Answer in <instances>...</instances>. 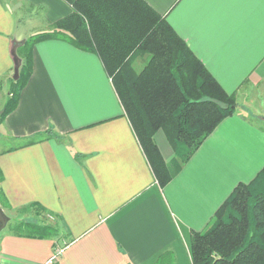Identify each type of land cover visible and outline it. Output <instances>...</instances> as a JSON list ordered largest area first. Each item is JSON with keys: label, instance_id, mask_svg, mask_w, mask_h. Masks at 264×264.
<instances>
[{"label": "crops", "instance_id": "obj_1", "mask_svg": "<svg viewBox=\"0 0 264 264\" xmlns=\"http://www.w3.org/2000/svg\"><path fill=\"white\" fill-rule=\"evenodd\" d=\"M146 1L235 94L237 110L161 185L103 58L63 38L36 42L18 103L0 118V215L4 205L18 215L31 206L55 215L67 237L28 236L12 228L24 216H8L0 264H157L167 251L174 264H192L191 233L264 167V0ZM72 9L68 0H0V110L13 40L51 29ZM147 60L137 48L125 75ZM154 140L174 167L165 131Z\"/></svg>", "mask_w": 264, "mask_h": 264}, {"label": "trees", "instance_id": "obj_2", "mask_svg": "<svg viewBox=\"0 0 264 264\" xmlns=\"http://www.w3.org/2000/svg\"><path fill=\"white\" fill-rule=\"evenodd\" d=\"M68 1L73 7L70 14L18 46L20 75L12 79L0 118L16 107L32 73L34 44L66 39L103 58L155 176L165 184L214 128L237 110L235 94L220 84L146 0ZM137 48L148 60L141 71L126 76V63ZM159 128L175 149L174 167L163 159L154 140ZM12 228L39 238H55L61 232L56 224L38 218L22 219ZM189 250L192 264H264V167L232 189L204 229L191 233ZM157 264H174V254L163 253Z\"/></svg>", "mask_w": 264, "mask_h": 264}, {"label": "rangeland", "instance_id": "obj_3", "mask_svg": "<svg viewBox=\"0 0 264 264\" xmlns=\"http://www.w3.org/2000/svg\"><path fill=\"white\" fill-rule=\"evenodd\" d=\"M14 73V72H13ZM15 80V79H14ZM11 84H12V82H11ZM6 88H5V91L7 92L8 91V89H9V86H10V82H6ZM11 89H13V87L11 86L10 87V90ZM6 94V93H5ZM9 94H10V92H9ZM1 139V142H3V143H6L7 144V141L4 139V138H0ZM3 139V140H2ZM4 208L2 209V213H4L3 215H0V218H2L3 219V221H5L6 222V217L7 216H9V217H11L10 219V223H12L14 220H15V216H17V217H20V216H24V219L25 218H32V217H34V216H44L45 217V219L46 220H48V222H50V221H52V222H54V218H55V215H52V214H48V213H45V212H43V213H40V214H36L35 213V211H33V209L34 208H32L31 206H29V207H26V209H24V210H22L21 211V214H17V210H12V209H10L9 207H7L6 205H4L3 206ZM56 224H58L59 225V223H56ZM5 229H8V224L4 227ZM4 229V230H5ZM61 229V228H60ZM66 233H65V231L63 230V229H61V232H60V235L59 236H57L56 238H57V240L58 241H61V243H62V240L63 239H66Z\"/></svg>", "mask_w": 264, "mask_h": 264}, {"label": "water", "instance_id": "obj_4", "mask_svg": "<svg viewBox=\"0 0 264 264\" xmlns=\"http://www.w3.org/2000/svg\"><path fill=\"white\" fill-rule=\"evenodd\" d=\"M25 39H14L13 40V46L11 48V54L13 57V61H14V73H13V78L14 79H18L19 75H20V66L22 63V59L19 56L18 52H17V48L20 44L24 43ZM9 217L7 216L6 219H8ZM4 225V221L2 218H0V231L2 230Z\"/></svg>", "mask_w": 264, "mask_h": 264}, {"label": "flooded vegetation", "instance_id": "obj_5", "mask_svg": "<svg viewBox=\"0 0 264 264\" xmlns=\"http://www.w3.org/2000/svg\"><path fill=\"white\" fill-rule=\"evenodd\" d=\"M4 213H2L1 215H3Z\"/></svg>", "mask_w": 264, "mask_h": 264}]
</instances>
